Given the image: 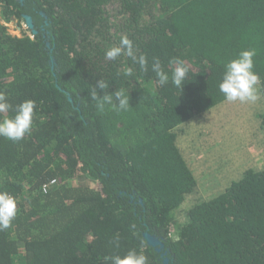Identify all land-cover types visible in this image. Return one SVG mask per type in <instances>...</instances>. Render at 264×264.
I'll use <instances>...</instances> for the list:
<instances>
[{
    "label": "trees",
    "instance_id": "obj_1",
    "mask_svg": "<svg viewBox=\"0 0 264 264\" xmlns=\"http://www.w3.org/2000/svg\"><path fill=\"white\" fill-rule=\"evenodd\" d=\"M23 14L36 32L10 33L5 22L25 23ZM122 36L148 71L105 58ZM248 49L264 96V0H0V91L12 105L0 119L36 102L30 134L0 137V191L17 201L0 264H106L130 249L148 264H264V166L177 220L196 181L174 128L225 101V65ZM154 57L170 77L173 58L189 66L182 91L156 82ZM101 79L109 87L97 93L123 89L127 110L97 109ZM52 178L59 184L44 190ZM143 232L163 241L160 251Z\"/></svg>",
    "mask_w": 264,
    "mask_h": 264
},
{
    "label": "rangeland",
    "instance_id": "obj_2",
    "mask_svg": "<svg viewBox=\"0 0 264 264\" xmlns=\"http://www.w3.org/2000/svg\"><path fill=\"white\" fill-rule=\"evenodd\" d=\"M5 25L12 34L28 32L23 21ZM260 93L255 102L225 100L174 128L176 145L196 181L195 191L178 209L179 224L194 203L215 196L245 169L264 166V125L259 117L264 112V96ZM80 180L71 182L75 185ZM82 181L96 185L87 179Z\"/></svg>",
    "mask_w": 264,
    "mask_h": 264
},
{
    "label": "clouds",
    "instance_id": "obj_3",
    "mask_svg": "<svg viewBox=\"0 0 264 264\" xmlns=\"http://www.w3.org/2000/svg\"><path fill=\"white\" fill-rule=\"evenodd\" d=\"M124 55L138 64L141 71H148L149 62L144 54L137 55L133 42L127 37L122 36L117 46L110 47L105 52L107 60H116L119 56ZM255 49L241 51L238 56L225 65L222 81L219 84V90L223 93L227 102H255L259 99V90L257 85L260 83L259 75L254 69ZM170 64L175 67L171 73L164 70L161 61L153 58L151 71L155 73L156 82L160 86H165L171 80V83L178 89L183 88L184 81L189 73V66L180 58H173ZM126 74L132 75V69H127ZM109 85L104 80H97L91 92V98L97 102V109L103 111L106 104L112 105L117 110H127L129 106V94H125L123 89H117L114 93L99 95L96 89L103 92ZM115 98V99H114ZM118 101V103L116 102ZM36 108V102L28 99L15 106L14 115L0 119V137L12 142L22 140L26 134H30L33 124V115ZM12 109L8 102L5 92L0 91V113H7ZM17 216V201L15 197L7 191H0V231L11 227L12 221ZM119 237L114 243L118 245ZM106 264H148V257L143 251L130 249L124 254L105 256Z\"/></svg>",
    "mask_w": 264,
    "mask_h": 264
},
{
    "label": "water",
    "instance_id": "obj_4",
    "mask_svg": "<svg viewBox=\"0 0 264 264\" xmlns=\"http://www.w3.org/2000/svg\"><path fill=\"white\" fill-rule=\"evenodd\" d=\"M19 1H22V0H19ZM23 16L25 18L26 27L30 29L32 32H36L32 18L27 14H23ZM69 100H71L70 97H69ZM143 237L146 239L148 244L155 246L157 251H160V249L163 247V241L159 239L158 236L154 234H150L148 232H143ZM164 253L165 252H163L162 255H164ZM163 261L165 264H167L168 258L165 257Z\"/></svg>",
    "mask_w": 264,
    "mask_h": 264
},
{
    "label": "built area",
    "instance_id": "obj_5",
    "mask_svg": "<svg viewBox=\"0 0 264 264\" xmlns=\"http://www.w3.org/2000/svg\"><path fill=\"white\" fill-rule=\"evenodd\" d=\"M59 184V180L57 178H52V179H49L47 182H45L42 187L43 189L45 190L46 188L52 186V185H57Z\"/></svg>",
    "mask_w": 264,
    "mask_h": 264
},
{
    "label": "crops",
    "instance_id": "obj_6",
    "mask_svg": "<svg viewBox=\"0 0 264 264\" xmlns=\"http://www.w3.org/2000/svg\"><path fill=\"white\" fill-rule=\"evenodd\" d=\"M221 191H222V190H221ZM221 191H219V192H221ZM219 192H218V193H219ZM218 193H217V194H218ZM215 195H216V194H215Z\"/></svg>",
    "mask_w": 264,
    "mask_h": 264
}]
</instances>
